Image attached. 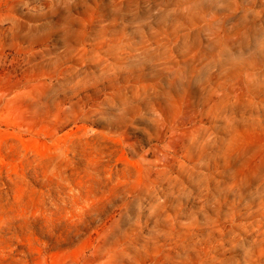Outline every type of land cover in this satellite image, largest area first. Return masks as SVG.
I'll list each match as a JSON object with an SVG mask.
<instances>
[{"label": "rangeland", "instance_id": "obj_1", "mask_svg": "<svg viewBox=\"0 0 264 264\" xmlns=\"http://www.w3.org/2000/svg\"><path fill=\"white\" fill-rule=\"evenodd\" d=\"M0 264H264V0H0Z\"/></svg>", "mask_w": 264, "mask_h": 264}]
</instances>
